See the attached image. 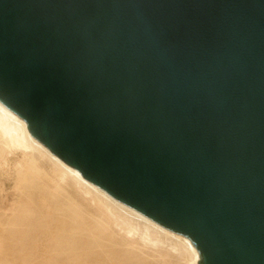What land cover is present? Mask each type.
<instances>
[{
    "label": "water",
    "instance_id": "water-1",
    "mask_svg": "<svg viewBox=\"0 0 264 264\" xmlns=\"http://www.w3.org/2000/svg\"><path fill=\"white\" fill-rule=\"evenodd\" d=\"M0 102L199 264H264V0H0Z\"/></svg>",
    "mask_w": 264,
    "mask_h": 264
},
{
    "label": "bare ground",
    "instance_id": "bare-ground-1",
    "mask_svg": "<svg viewBox=\"0 0 264 264\" xmlns=\"http://www.w3.org/2000/svg\"><path fill=\"white\" fill-rule=\"evenodd\" d=\"M18 153L22 158L18 176L43 173L50 181L54 199L45 208L47 214L43 218L38 219L36 214L33 223L34 214L26 213L11 219L13 224L5 223V213L9 210L4 212L6 199L0 200V264H132L135 260L138 264H151V260L155 262L153 258L162 260L173 252L184 257L183 260L188 259V263L199 264L200 254L188 238L155 223L89 183L79 171L38 141L27 123L0 102V168H10L11 155ZM14 188L17 191V186ZM12 206L7 208L13 211L16 204ZM14 243L18 248L11 250ZM146 257L150 263H146Z\"/></svg>",
    "mask_w": 264,
    "mask_h": 264
},
{
    "label": "rangeland",
    "instance_id": "rangeland-1",
    "mask_svg": "<svg viewBox=\"0 0 264 264\" xmlns=\"http://www.w3.org/2000/svg\"><path fill=\"white\" fill-rule=\"evenodd\" d=\"M18 155H19V157H18ZM13 156H14V154H13ZM13 156L11 155L12 159H11L10 165H8V167L10 166V168L12 170L10 168H7V166L3 167L2 169L0 168V187H2V189L0 188V193L2 195L4 193V195H3L4 197L0 194V200L2 198L6 199V205L4 207L5 210L3 208H2V210H4V212L6 210L7 211L9 210L7 213H5L6 214V218L4 219V221H5V223L13 224L11 219H15L17 216L22 215V214L33 213L34 217L31 216V220L34 223V221L36 222L37 218L38 219L40 217L43 218V214L44 215L47 214L45 208H47L53 202L54 198L52 197V191H51V189H49L50 181L43 173H41L40 175L39 174H35V173L34 174H29V175H27L26 177H23V178L18 176L19 175L18 173L20 172V170L22 168V165L21 164L18 165V163H19V161L22 158H21L19 153L15 154L14 157ZM15 157L18 158V159H16ZM16 168H18V169L16 170ZM9 175H11V176H9ZM22 180H23V182H22ZM16 186H17V191H16V188H14ZM5 193H6V195H5ZM53 194L56 195V196L59 195V194L54 193V192H53ZM45 201H46V203H48L47 205H46ZM12 202L13 203L16 202V203H14V204H16V207L14 208L13 211H12V209H9L10 207L13 208L12 205H14V204L11 205ZM33 202H34V205H33ZM7 203H8V205H7ZM7 207H9V208H7ZM65 208H67V207H65ZM36 214L38 215V217L36 216ZM35 216L37 218H35ZM11 217H13V218H11ZM67 220H68V222L71 221V219H67ZM38 227H40V226H38ZM67 232H70L69 228L67 229ZM9 237L12 240L15 239V237L13 235H11V234L9 235ZM10 247H11V250H16L18 248L16 243L11 244ZM171 254L172 255L170 257L167 256L168 259L172 258L169 261H168L167 258H163V259L161 258L162 260H160V258L159 259L153 258L155 260V262L157 261L155 263L153 260H151L152 258L151 259L149 258V259L152 261V262L150 261L151 264H157V263L163 264V260H166L165 264H171L172 261H173L172 264H187L188 261H189L188 259L183 260L184 257L182 259L181 256H179L178 254H176L174 252L171 253ZM145 260H146V263L149 262L148 261V257H146ZM181 260L185 261L186 263L185 262H181ZM158 261H161V262H158ZM167 261L169 263H167ZM116 262L120 263L118 260H116ZM136 262L137 261L135 260L133 263L135 264ZM190 262L188 264H194V263H192V261H190ZM10 264H35V263H10ZM37 264H39V263H37ZM42 264H46V263H42ZM47 264H50V263H47ZM104 264H110V263H104ZM120 264H122V263H120ZM124 264H126V263H124ZM128 264H131V263H128ZM136 264H138V263H136Z\"/></svg>",
    "mask_w": 264,
    "mask_h": 264
}]
</instances>
